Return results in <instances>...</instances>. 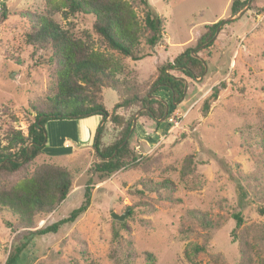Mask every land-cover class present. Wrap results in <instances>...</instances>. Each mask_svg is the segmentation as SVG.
Returning <instances> with one entry per match:
<instances>
[{"label":"rangeland","instance_id":"1","mask_svg":"<svg viewBox=\"0 0 264 264\" xmlns=\"http://www.w3.org/2000/svg\"><path fill=\"white\" fill-rule=\"evenodd\" d=\"M0 1L6 2L10 12L8 21L0 25V118L27 135L35 121L33 105L52 97L54 80L51 67L44 62L49 53L25 43L28 25L20 14H45L51 3L61 0ZM148 1L165 19L163 41L154 48L143 42L140 52L144 58L139 62L116 55L122 67L119 78L153 83L161 66L187 49H196L206 27L223 21L214 46L209 51L196 49L206 63L204 75L191 80L172 72L186 81L187 92L175 108L169 105L167 92L155 94L169 105L159 129L150 117L140 116L143 110L119 111L127 118L134 114L139 130L134 126L136 134L127 142L140 159L147 160L106 181L93 170L99 162L94 148L97 133L91 126L95 118L46 125L49 148L61 153L43 154L35 166H65L74 180L68 199L55 213L37 218L35 229L69 217L84 203L89 181L92 201L85 214L57 234L34 237L16 264H148L146 253L155 257L156 264H211L207 254L193 256L192 261L185 255L192 246L202 245L207 235L211 237L209 252L220 255L222 264H258L259 256L264 258V216L255 210L256 199L264 198V150L260 145L264 141V0H250L234 21H229L233 0ZM138 14L143 16L141 9ZM56 19L67 27L62 15ZM69 21L76 33L88 32L97 42L93 18L76 16ZM222 83L225 87L218 100L203 117L205 100ZM103 95L105 109L112 113L119 96L113 90H104ZM102 125L104 147L115 141L119 129L110 122ZM188 156L194 157L195 175L183 181ZM164 180L172 181L174 190L140 194L142 183L156 186ZM239 186L251 204L240 199ZM133 206L136 213L126 217L127 228L115 244L111 215L121 216ZM239 213L245 223L233 236L236 223L232 216ZM202 215L214 224L212 234L203 229ZM18 218L13 210L0 207V264L6 263L12 244L27 234L17 227Z\"/></svg>","mask_w":264,"mask_h":264},{"label":"trees","instance_id":"2","mask_svg":"<svg viewBox=\"0 0 264 264\" xmlns=\"http://www.w3.org/2000/svg\"><path fill=\"white\" fill-rule=\"evenodd\" d=\"M249 2L250 0H233L231 18L239 16ZM138 9L142 10V17L139 16ZM58 15L68 21L67 27L57 21ZM76 16L94 19L92 32L97 37V42L88 32H75L74 23L69 20ZM20 17L28 25V31L24 35L25 43L49 53L44 62L52 69L54 89L52 97L33 105L35 121L31 123L27 135L16 129L12 123L3 122L0 118V207L16 212L19 217L17 227L27 232L23 240L12 244V251L5 264H16L34 237L57 234L61 227L74 223L85 214L91 205L92 184L89 181L84 203L69 217L45 228L35 229L37 218L55 213L68 199L74 180L72 172L65 166L53 163L35 166L43 154L61 153L51 149L52 147L49 148L46 125L49 122L87 119L90 121L95 118L91 121V126L95 130L97 127L96 132L94 130L95 135L97 133L94 148L99 162L93 170L101 181L136 168L147 159H140L126 140L136 134L132 128L135 126L138 131L139 125L135 122L134 114L127 118L119 114V111L128 112L134 108L143 110L140 116L150 117L159 129L160 121L166 115L169 105L175 108L186 96V81L175 74H181L191 80L200 79L204 75L205 61L196 55V49L204 48L202 51H209L214 46L212 39L223 24V21H219L208 25L207 32L199 39L197 48L187 49L172 63L161 66L156 79L150 84L119 78L122 73V67L119 69L120 57L139 62L144 58L140 52L143 42L147 47L154 48L163 41L165 19L152 9L148 0H61L51 3L45 14L23 12ZM9 18L10 12L6 2L0 1V25ZM206 44L208 45L205 46ZM224 87L225 84L222 83L213 88L202 106L203 117L208 116L212 104L218 100ZM104 90H113L119 96L112 113L105 109ZM153 90L155 91L152 93ZM161 91L168 93L169 105L155 96ZM11 119L16 122L14 116H11ZM102 122H110L119 129L115 141L104 147L101 137L105 126ZM260 145L264 150V141H261ZM67 153L72 152L64 154ZM195 167L194 157L188 156L181 173L183 181L195 175ZM15 175H18V178L12 179ZM153 185L142 183L140 194L143 195L146 190L156 193L159 189L172 191L175 188L170 180ZM238 193L241 200L252 203L247 201L248 193L241 186L238 187ZM256 200L259 203H255V210L260 216H264V198ZM135 206L127 208L128 218H132L136 213ZM232 218L236 223L233 230L235 236L244 225L245 219L241 213L234 214ZM199 219L207 234H212L214 224L208 217L202 215ZM127 222L128 220L123 223L114 221L112 233L115 244L122 239ZM6 226L13 229L10 223H6ZM261 240L264 241V238ZM210 241L211 237L207 235L202 245H194L185 251L186 257L192 261L193 256L207 254L211 264H222L220 255L209 252ZM145 256L148 264H156L152 254L146 253ZM258 264H264L263 257L259 256Z\"/></svg>","mask_w":264,"mask_h":264},{"label":"water","instance_id":"3","mask_svg":"<svg viewBox=\"0 0 264 264\" xmlns=\"http://www.w3.org/2000/svg\"><path fill=\"white\" fill-rule=\"evenodd\" d=\"M244 11V10H243ZM242 11V12H243ZM234 20H236L235 18H232L231 20H229V21H234ZM217 36V35H216ZM216 36L212 39V41L211 42H213L215 39H216ZM210 42V43H211ZM208 44H206L205 46H207ZM205 46H203V47H205ZM186 90H187V85H186ZM167 114H168V109H167V113H166V115L164 116V118L167 116ZM134 130V128H132V131ZM128 140V139H127ZM127 140H126V142H127ZM128 216V212H126V213H124L123 215H117L116 213H113L112 215H111V217L113 218V220L114 221H116V222H118V223H123L125 220H126V217Z\"/></svg>","mask_w":264,"mask_h":264}]
</instances>
